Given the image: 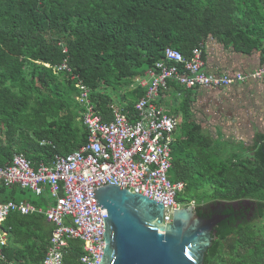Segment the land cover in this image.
<instances>
[{
  "label": "trees",
  "instance_id": "16d2710c",
  "mask_svg": "<svg viewBox=\"0 0 264 264\" xmlns=\"http://www.w3.org/2000/svg\"><path fill=\"white\" fill-rule=\"evenodd\" d=\"M210 37L238 53L257 51L264 61V0H0V166L20 154L38 169L89 142L78 90L56 66L67 61L108 122L110 92L127 89L122 106L136 122L146 88L135 81L165 60L167 49L191 58ZM170 87L183 96L173 107L184 118L171 173L174 183L187 185L178 200L196 204L202 218L229 216L216 227L205 264H264V134L243 153H223L231 142L203 133L193 117V90ZM16 193L0 183V201ZM6 225V263L40 264L52 234L46 219L12 213ZM83 255L82 243L70 241L65 263Z\"/></svg>",
  "mask_w": 264,
  "mask_h": 264
},
{
  "label": "built area",
  "instance_id": "2783aa9c",
  "mask_svg": "<svg viewBox=\"0 0 264 264\" xmlns=\"http://www.w3.org/2000/svg\"><path fill=\"white\" fill-rule=\"evenodd\" d=\"M204 46L195 48L191 58L169 48L165 60L137 79L146 88V94L135 105L136 122H132L131 114L123 107L116 106L113 122L107 123L92 100V90L67 61L55 67L56 73L67 72L78 90L76 99L84 109L81 123L88 130L89 142L68 156H56L51 165L41 164L38 169L20 154L9 165L0 166V183L6 187L18 185L38 195L43 194L45 186L50 188L54 204L46 211V217L54 229L41 264H67L64 255L71 240L83 243L80 264L102 263L107 248L105 219L109 218V211L99 210L95 192L109 185L163 203V225L173 223L176 209L182 207L178 196L186 185L174 183L170 176L180 123L160 103L163 92L170 89L172 82L188 89L224 90L236 84L264 80V67L246 73L210 75ZM15 211L29 215L42 210L30 203L0 202V260L5 259L8 243L6 220Z\"/></svg>",
  "mask_w": 264,
  "mask_h": 264
},
{
  "label": "water",
  "instance_id": "95a60500",
  "mask_svg": "<svg viewBox=\"0 0 264 264\" xmlns=\"http://www.w3.org/2000/svg\"><path fill=\"white\" fill-rule=\"evenodd\" d=\"M99 210L107 208V248L101 264H205L217 239L216 227L229 216L202 218L195 205L180 207L163 225L165 205L109 185L95 192Z\"/></svg>",
  "mask_w": 264,
  "mask_h": 264
},
{
  "label": "crops",
  "instance_id": "0c3cea01",
  "mask_svg": "<svg viewBox=\"0 0 264 264\" xmlns=\"http://www.w3.org/2000/svg\"><path fill=\"white\" fill-rule=\"evenodd\" d=\"M204 45H205L204 46V53H205L206 69L210 75H220L223 73L232 74L234 72L246 73V72L254 71L260 67H264V61L262 60L261 55L257 51L251 55L238 53V52H235L233 48H229V49L225 48L224 45L218 43V41L212 37H210L206 41V43H204ZM65 49H67V48H65ZM64 52H65V50H64ZM172 83H176V82H172ZM176 84H178V83H176ZM178 85H180V84H178ZM261 86H264V80L259 81V82L251 81V82H247L244 84H236V85L231 86L228 89H224V90H226L225 93H227V95H229V97H230V99H229L230 103L228 104L227 102H225V104H226V106H229V108H230L231 113L229 115L232 116L230 123L234 126L231 127L230 132H227L228 129H225V128H224L225 132L221 129L218 130L217 128H214V130H215L214 135H213V133H210L209 130H206L204 124L202 123V118L206 117L205 112L207 111V113L210 114V111H208L209 110L208 107L210 106V103L206 105L202 100H204V98H205V95H206L205 91H212V93L215 94V93H217V91H220V90H208V89H203V88L190 89V90H193V94H194L192 111H193V117L196 120V123L201 126L203 133H205L207 135H211L214 139H221V136L218 134V133H221V134H223V137L221 140H225V138H226L225 134H230L232 132V134H235V136L238 138V140L239 141L241 140V141L238 143H235L232 141H227V140H225V141L231 142V144H235V145L240 144L243 149H245L246 147L253 146L254 140L257 138V136L264 134V124H263V120H264V89L261 88ZM218 93H220V92H218ZM76 97H77V94H76ZM163 98L165 99V102H163V100H162L163 103H161V104L166 108L167 112L171 116H173L177 120H179V123H180V127L178 128L176 135H175L176 142H177V133L179 132L181 126L183 125L184 118H183L182 114L173 113V107L174 106L177 107L180 105V103L183 99V96L180 93H178V91L176 90V87H170V89L163 92V96L161 99H163ZM235 98H237V102H239V103H237V106L235 105V102H236ZM76 101H77V99H76ZM116 106H120V105H117L115 102V104L112 106V112H114V108ZM120 107H123V106H120ZM234 109H236V110L233 111ZM234 112L237 113L238 117L235 116ZM244 118H246V119L243 120ZM104 119H105V117H104ZM79 120H81V118ZM113 120H114V114H113V118H112L111 122H113ZM242 120H243V122H246V123L248 122L249 125L248 126L245 125L242 122ZM106 122L111 123V122H108V120H106ZM247 134L248 135L250 134L251 139H253V144H251V145H248V144H245L242 142V141H244L245 138L249 137V136H247ZM43 144H45V143H42L41 145H43ZM233 153H235V152H233ZM233 153L231 152L229 154H233ZM236 153H240V152L237 151ZM173 169H174V167H173ZM179 183H181V182H179ZM182 183H185V182H182ZM2 185H4V184H2ZM185 185H186V183H185ZM13 187H17V193L15 194L16 199H14V200L12 199L9 201L30 203V204L36 206L37 209H41L42 211L41 212L35 211L32 213H29V215H23V213L18 212V211H15L12 213H19V215L24 216V217L35 216V215L36 216H43L46 219V222L52 227V232H53L54 226L52 223H50L48 221V219L46 217V211L48 210L49 207H51L54 204V200H53V197L51 195L50 188L48 186H45L43 194L38 195V194H35L32 191L24 189L18 185H15L12 187H7V188L11 189ZM185 190H184V192H185ZM27 191L32 192L38 198H36V199L27 198L25 196V193ZM184 192H182V193H184ZM39 198H43V204H36L33 202V200H38ZM9 201H0V202H9ZM12 213H11V215H12ZM68 223H70V221H68ZM5 229L9 233L8 243L6 246V247H8L9 241H10V235H11V227H8L5 224ZM51 237H52V234H51ZM51 237H50V240H51ZM50 240H49V243H50ZM71 241H73V240H71ZM77 241H80V240H77ZM48 247H49V245H48ZM82 249H83V243H82ZM69 252H70V246L67 249V252H65L64 260H65V257H67L69 255ZM4 255H5V251H4ZM0 264H7L6 263V256H5L4 260H0ZM77 264H80V259L78 260Z\"/></svg>",
  "mask_w": 264,
  "mask_h": 264
},
{
  "label": "rangeland",
  "instance_id": "374dc122",
  "mask_svg": "<svg viewBox=\"0 0 264 264\" xmlns=\"http://www.w3.org/2000/svg\"><path fill=\"white\" fill-rule=\"evenodd\" d=\"M147 79H149V78H147ZM135 84L136 85L139 84L137 80L135 81ZM261 88L264 89V86H261ZM127 92H128V90L124 89V90H121L120 92H110V94L115 98V102L117 105H120V106L123 105L124 106L125 105L124 94ZM205 92H206V95H205L204 100H202V101L206 105L210 103V106L208 107V109H209L208 111H210V114H208L206 111L205 112L206 117L202 118V123L204 124L205 129L209 130L210 133H213V135H214V131H215L214 128H217L218 130L221 129L224 132H225V129H228L227 132H230L231 127H233L234 125H232L230 123V120L232 118V116L229 115L231 113L230 108H229V106H226V104H225V102H227L228 104L230 103V100H229L230 97H229V95H227V93H225L226 90L217 91V93H215V94H213L212 91H205ZM218 92H220V93H218ZM235 101H236L235 105L237 106V103H239V102H237V98H235ZM236 109H234L233 111H235ZM234 114L236 117H238L236 112H234ZM245 119L246 118H244L243 120H245ZM243 120H242V122H243ZM243 123L247 126L249 125L248 122L247 123L243 122ZM263 124H264V120H263ZM218 134L221 136V139H222L223 134H221V133H218ZM247 136H249V137L245 138L244 141H242V142L245 144H248V145L253 144V139H251V135L247 134ZM225 137H226L225 140H227V141H232L235 143H238L241 141V140L239 141L238 138L235 136V134H232V132L230 134H225ZM237 151L240 153L245 152L240 144L235 145V144H228L227 143V145L225 146V149L223 150V153H225V152L226 153H231V152L233 153V152H237ZM170 176L172 178V175H170ZM206 191L205 190L201 191L200 194H203ZM25 196L27 198H30V199L38 198L35 194H33L30 191H27L25 193ZM244 203L248 206H253V204H254L251 202H244ZM181 205H182V207H186V203H181ZM249 216L253 217V213H249ZM257 224H258V222H257Z\"/></svg>",
  "mask_w": 264,
  "mask_h": 264
}]
</instances>
